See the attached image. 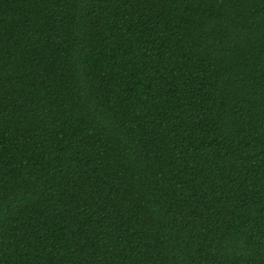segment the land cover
<instances>
[{
  "label": "trees",
  "instance_id": "1",
  "mask_svg": "<svg viewBox=\"0 0 264 264\" xmlns=\"http://www.w3.org/2000/svg\"><path fill=\"white\" fill-rule=\"evenodd\" d=\"M0 264H264V0H0Z\"/></svg>",
  "mask_w": 264,
  "mask_h": 264
}]
</instances>
